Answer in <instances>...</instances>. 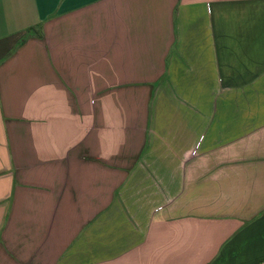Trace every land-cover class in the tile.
Here are the masks:
<instances>
[{"label": "crops", "instance_id": "obj_1", "mask_svg": "<svg viewBox=\"0 0 264 264\" xmlns=\"http://www.w3.org/2000/svg\"><path fill=\"white\" fill-rule=\"evenodd\" d=\"M0 264H264V0H0Z\"/></svg>", "mask_w": 264, "mask_h": 264}]
</instances>
